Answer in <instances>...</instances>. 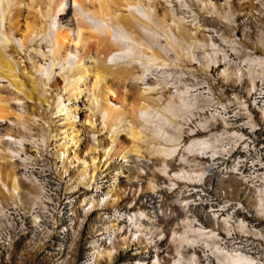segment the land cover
<instances>
[{
  "label": "clouds",
  "instance_id": "9594fccd",
  "mask_svg": "<svg viewBox=\"0 0 264 264\" xmlns=\"http://www.w3.org/2000/svg\"><path fill=\"white\" fill-rule=\"evenodd\" d=\"M0 264H264V0H0Z\"/></svg>",
  "mask_w": 264,
  "mask_h": 264
},
{
  "label": "rangeland",
  "instance_id": "374dc122",
  "mask_svg": "<svg viewBox=\"0 0 264 264\" xmlns=\"http://www.w3.org/2000/svg\"><path fill=\"white\" fill-rule=\"evenodd\" d=\"M258 115H259V113H258ZM86 227H87V226H86ZM88 227H89V228L91 227V222H89ZM134 258H136V257H132L131 254H128L127 256L122 257V259L127 260V261H130V260H132V259H134Z\"/></svg>",
  "mask_w": 264,
  "mask_h": 264
},
{
  "label": "bare ground",
  "instance_id": "6f19581e",
  "mask_svg": "<svg viewBox=\"0 0 264 264\" xmlns=\"http://www.w3.org/2000/svg\"><path fill=\"white\" fill-rule=\"evenodd\" d=\"M255 115H256V118L259 119V115H258V113H256Z\"/></svg>",
  "mask_w": 264,
  "mask_h": 264
},
{
  "label": "built area",
  "instance_id": "2783aa9c",
  "mask_svg": "<svg viewBox=\"0 0 264 264\" xmlns=\"http://www.w3.org/2000/svg\"><path fill=\"white\" fill-rule=\"evenodd\" d=\"M134 259H136V258H134ZM134 259H132V260H134ZM131 261V260H130Z\"/></svg>",
  "mask_w": 264,
  "mask_h": 264
}]
</instances>
